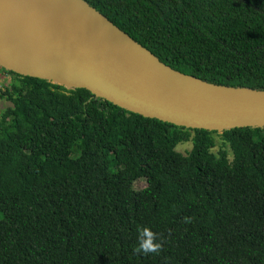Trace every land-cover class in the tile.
<instances>
[{
    "label": "trees",
    "instance_id": "trees-1",
    "mask_svg": "<svg viewBox=\"0 0 264 264\" xmlns=\"http://www.w3.org/2000/svg\"><path fill=\"white\" fill-rule=\"evenodd\" d=\"M85 1L174 70L264 90V0ZM0 68V264H264V127H179ZM140 227L158 253L133 251Z\"/></svg>",
    "mask_w": 264,
    "mask_h": 264
},
{
    "label": "water",
    "instance_id": "water-1",
    "mask_svg": "<svg viewBox=\"0 0 264 264\" xmlns=\"http://www.w3.org/2000/svg\"><path fill=\"white\" fill-rule=\"evenodd\" d=\"M0 7L35 44L14 47L6 38L11 27L0 22V67L8 71L87 89L179 127H264V90L216 85L174 70L85 0H0Z\"/></svg>",
    "mask_w": 264,
    "mask_h": 264
},
{
    "label": "rangeland",
    "instance_id": "rangeland-1",
    "mask_svg": "<svg viewBox=\"0 0 264 264\" xmlns=\"http://www.w3.org/2000/svg\"><path fill=\"white\" fill-rule=\"evenodd\" d=\"M14 80V76L7 73L6 71L2 70L0 68V113L5 111L7 108L12 106V103L7 100L5 97L2 96V92L6 90V87L10 85ZM217 142L220 144V137L216 136ZM192 149V143H182L177 147V150L181 152L182 154H187ZM217 151V149L215 150ZM147 185L146 181L144 179L138 180L135 183L136 189H143Z\"/></svg>",
    "mask_w": 264,
    "mask_h": 264
},
{
    "label": "bare ground",
    "instance_id": "bare-ground-1",
    "mask_svg": "<svg viewBox=\"0 0 264 264\" xmlns=\"http://www.w3.org/2000/svg\"><path fill=\"white\" fill-rule=\"evenodd\" d=\"M3 21L8 23L12 29L10 35H8L6 32V38L11 39L10 43L14 47L35 49V44L25 35L24 29L22 28L20 23L11 14L0 7V22Z\"/></svg>",
    "mask_w": 264,
    "mask_h": 264
},
{
    "label": "clouds",
    "instance_id": "clouds-1",
    "mask_svg": "<svg viewBox=\"0 0 264 264\" xmlns=\"http://www.w3.org/2000/svg\"><path fill=\"white\" fill-rule=\"evenodd\" d=\"M138 243L133 251L137 254L148 255L158 253L161 250V243L157 242V235L147 227L137 229Z\"/></svg>",
    "mask_w": 264,
    "mask_h": 264
}]
</instances>
